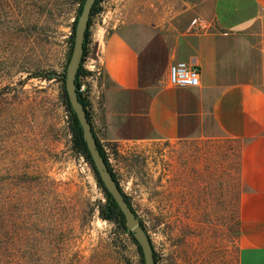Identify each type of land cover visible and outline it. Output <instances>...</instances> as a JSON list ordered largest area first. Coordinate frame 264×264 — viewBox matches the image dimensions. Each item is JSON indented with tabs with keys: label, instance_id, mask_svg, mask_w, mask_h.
<instances>
[{
	"label": "rangeland",
	"instance_id": "rangeland-1",
	"mask_svg": "<svg viewBox=\"0 0 264 264\" xmlns=\"http://www.w3.org/2000/svg\"><path fill=\"white\" fill-rule=\"evenodd\" d=\"M80 2L0 0V264H140L132 240L100 216L103 192L71 150L60 76ZM108 2L92 17L88 42L108 20ZM97 78L101 70L90 93ZM239 145L200 138L104 145L156 264H237Z\"/></svg>",
	"mask_w": 264,
	"mask_h": 264
},
{
	"label": "crops",
	"instance_id": "crops-1",
	"mask_svg": "<svg viewBox=\"0 0 264 264\" xmlns=\"http://www.w3.org/2000/svg\"><path fill=\"white\" fill-rule=\"evenodd\" d=\"M87 43L102 72L92 128L105 144L229 139L239 145L237 264H264V0H109ZM203 18L209 28L189 22ZM199 70L198 87L168 66Z\"/></svg>",
	"mask_w": 264,
	"mask_h": 264
},
{
	"label": "water",
	"instance_id": "water-1",
	"mask_svg": "<svg viewBox=\"0 0 264 264\" xmlns=\"http://www.w3.org/2000/svg\"><path fill=\"white\" fill-rule=\"evenodd\" d=\"M94 2L95 0H83L80 14L78 15L74 28L73 43L68 63L66 65L65 73L60 77L63 79L67 102L80 125L82 137L86 144L90 159L103 187L120 209L124 217L126 229L132 234L141 250L144 264H156L149 236L139 218L129 205L116 180L112 177L104 159L98 151L91 125L87 119L85 110L79 101V96L76 90V74L81 63L85 30L88 25V19Z\"/></svg>",
	"mask_w": 264,
	"mask_h": 264
},
{
	"label": "trees",
	"instance_id": "trees-1",
	"mask_svg": "<svg viewBox=\"0 0 264 264\" xmlns=\"http://www.w3.org/2000/svg\"><path fill=\"white\" fill-rule=\"evenodd\" d=\"M100 1L101 0H95L93 6L91 8L90 16H89V19H88V25H87V28L85 30V38H84V43H83L82 59H81L80 66H79V69H78L77 74H76V80L75 81H77L78 76L80 74L86 73V72H84L82 70V61H83V57H84L85 52H86V46H87L88 39H89V26H90V23H91V19H92V17L94 15H96L101 10V7L99 6L100 5ZM82 4H83V0H81V2H80L79 9H81ZM79 9H78V11H79ZM73 34H74V29L72 30V33H71V36H70V40H69V52H68V55H70V51H71V48H72ZM60 81L62 82V85H61L62 104L64 106V109H65L66 113H67V118H68L67 123H68V130H69V134H70L71 150L73 151V153L77 154L78 156H81L85 160V162L88 164V166H89V168L91 170V173H92V175H93V177L95 179L97 187L99 189H101V191L103 192V195H104L105 201L103 202V204L100 205V216L103 219L107 220V221H111V222L115 223L116 226H118V228L132 240V242L137 247V251H138V254H139V258H140V264H144L143 258H142V254H141V250H140L138 244L136 243V241L134 240L132 234L126 229L125 222H124V217H123L120 209L118 208L116 202L111 198V196L108 194V192L103 187L102 182L100 181V178H99L97 172L95 171V168H94V166L92 164V161L90 159V155L88 153L86 144H85V142L83 140V137H82V132H81L80 125H79V123H78V121H77V119L75 117L74 112L71 110V108H70V106H69V104L67 102V96H66V93H65V90H64L63 79H60ZM75 84H76V82H75ZM78 96H79V101H80L81 105L83 106V108L85 110L87 119H88V121H89V123L91 125V129H92L94 138L96 140V145H97L98 151H99L100 155L102 156V158L104 159V161H105V163H106V165H107L112 177L116 180V182L118 184L116 176H115L114 172L112 171V169L110 167V164L108 163V159H107V156L105 154V150H104L102 144L99 142L97 136L95 135V133L93 131V128H92V115L90 114V112L86 108L88 103L86 101H84L80 97L79 94H78ZM141 224L143 225L142 222H141ZM143 227H144V225H143ZM144 229H145V227H144ZM152 249H153L154 259H155V262H156V253L154 251L153 245H152ZM6 264H15V263L6 262Z\"/></svg>",
	"mask_w": 264,
	"mask_h": 264
},
{
	"label": "built area",
	"instance_id": "built-area-1",
	"mask_svg": "<svg viewBox=\"0 0 264 264\" xmlns=\"http://www.w3.org/2000/svg\"><path fill=\"white\" fill-rule=\"evenodd\" d=\"M189 26L195 31L207 30L209 28L207 22L200 16L193 17L189 22ZM82 70L86 73L80 74L77 81H75L76 90L77 94L88 103L86 108L92 115L91 93L88 82L91 80L93 73L100 69L96 65V60L91 56L88 46H86V52L83 57ZM168 83L176 87H198L200 83L199 70L197 67L186 62L177 61L171 63L168 66Z\"/></svg>",
	"mask_w": 264,
	"mask_h": 264
}]
</instances>
